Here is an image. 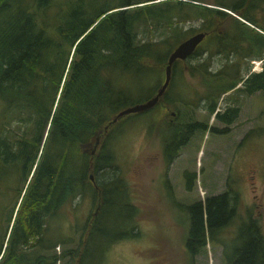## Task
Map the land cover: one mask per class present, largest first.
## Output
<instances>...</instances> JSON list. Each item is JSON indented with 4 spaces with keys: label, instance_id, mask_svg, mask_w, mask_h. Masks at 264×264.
Wrapping results in <instances>:
<instances>
[{
    "label": "trees",
    "instance_id": "16d2710c",
    "mask_svg": "<svg viewBox=\"0 0 264 264\" xmlns=\"http://www.w3.org/2000/svg\"><path fill=\"white\" fill-rule=\"evenodd\" d=\"M52 1L0 0V98L5 106L0 164L15 163L24 178L32 170V188L28 192L26 188L16 210L17 225L13 223L4 246V239L0 244V264L28 263L20 245L41 236L43 214L51 208L56 212L69 193L85 192L89 187L93 196L102 195L96 222L107 204L136 209L129 203L122 177L106 173L114 155L103 148L107 143L103 138L119 118L106 130L103 126L125 107L121 106L125 88L114 77L128 70H149L151 60L164 68L169 52L184 37L178 27L180 19L196 13L203 19L196 31H208L205 37L211 34L188 57L199 54L200 45L208 41L215 44L214 52L226 59L214 70L206 66L209 58L189 65L192 73L201 74L208 112H215L218 96L231 89L245 94L264 89V20L257 16L262 0H214L211 5L204 0H104V4L101 0H64L59 9L49 13ZM151 23L161 34L166 33L164 38L140 37L144 31L140 29ZM243 57L262 59L261 69L249 71L246 61V71L240 75ZM177 61L182 63L179 59L173 63L170 81ZM169 86L157 103L164 100ZM238 109V105L228 103L216 110L215 117L229 124ZM177 117V121L167 123L163 145L167 162L197 130L208 127L199 119L185 121L182 114ZM11 118L26 124L22 135L13 141L6 127ZM97 135L100 140L94 152L84 151L88 143L95 145ZM193 176L187 174L188 188ZM234 199L226 190L187 204L190 224L185 244L191 254L206 243V229L212 237L230 220ZM239 227L245 244L234 250L231 263L264 264V239L256 220L249 216ZM135 234L132 227L118 237Z\"/></svg>",
    "mask_w": 264,
    "mask_h": 264
},
{
    "label": "rangeland",
    "instance_id": "374dc122",
    "mask_svg": "<svg viewBox=\"0 0 264 264\" xmlns=\"http://www.w3.org/2000/svg\"><path fill=\"white\" fill-rule=\"evenodd\" d=\"M204 1L209 5L214 2ZM63 3L64 0H53L48 12L53 13ZM195 14L178 21L184 37L202 27L203 19ZM257 16L264 20L263 0ZM231 24L228 22L227 27ZM142 29V39H161L166 34H161L153 23ZM215 47L213 42L204 41L199 54L187 57L182 63L177 61L164 100L141 113L121 116L104 135L107 143L103 148L114 155L106 173L122 177L129 203L136 209L130 205L107 207V204L96 222L102 195L93 196L89 187L85 192L69 193L57 211L45 217L46 228L41 236L20 245L29 258L27 264H232L234 250L245 244L239 225L249 216L256 220L264 239V89L252 94L231 89L220 94L215 112L228 103L238 105L239 109L231 123L217 120L215 112L210 113L206 108L207 92L201 74L192 73L189 66L206 58H209L208 69L223 66L226 59L214 52ZM246 61L250 63L249 71H259L262 67V59L243 57L240 75L246 71ZM150 65L149 70H128L115 75V82L124 86L126 92L121 106L145 100L162 83L163 65L152 60ZM3 111L5 106L0 98V128ZM181 114L185 121L199 119L208 127L197 130L178 149L174 159L167 162L163 152L167 123L176 118L177 121ZM6 127L8 138L13 141L22 135L26 124L11 118ZM224 127L226 130L221 131ZM92 143L85 145L84 151H90ZM13 170H17L15 163L0 164V244L4 239L3 246L13 223L14 227L17 225L18 219L14 218L24 191L32 188V170L26 178L19 173L13 177ZM189 173H194L190 188L187 187ZM226 190L235 196L233 216L212 237L206 229V243L191 254L185 244L190 224L187 204ZM132 227L135 235L118 237L121 231Z\"/></svg>",
    "mask_w": 264,
    "mask_h": 264
},
{
    "label": "water",
    "instance_id": "95a60500",
    "mask_svg": "<svg viewBox=\"0 0 264 264\" xmlns=\"http://www.w3.org/2000/svg\"><path fill=\"white\" fill-rule=\"evenodd\" d=\"M207 33L208 31L198 30L190 34L189 36L181 39L172 48V50L169 52L167 56L163 68L164 79L160 84V86L158 87V89L156 90V92L141 102L130 104L119 109L114 115H112L108 123L103 126L104 130H106L111 123L115 122L118 118H120L123 115L134 112H142L154 106L162 98V95L169 84L173 63L178 59L185 60L190 54H192ZM99 140L100 137L97 135L93 150L95 149L96 145L99 143ZM90 178H93L92 174H90Z\"/></svg>",
    "mask_w": 264,
    "mask_h": 264
},
{
    "label": "flooded vegetation",
    "instance_id": "af4514ba",
    "mask_svg": "<svg viewBox=\"0 0 264 264\" xmlns=\"http://www.w3.org/2000/svg\"><path fill=\"white\" fill-rule=\"evenodd\" d=\"M179 60H181V59H179ZM182 61H184V60H182ZM90 152H94V150H93V147L90 149ZM17 169V168H16ZM19 169V168H18ZM15 173H19V171L18 170H16V171H14L13 170V172H12V174H13V177H14V175H15ZM31 173H32V171H31ZM20 174V173H19ZM93 176V175H92ZM90 177V176H89ZM92 181H93V183H94V179L93 178H90ZM2 180V179H1ZM94 185H95V183H94ZM4 188H5V185L3 186ZM24 193H25V191H24ZM46 214H43V229H45L46 227H45V217H48V216H51L52 214H54L55 213V210L53 209V208H51V210H48L47 212H45ZM45 227V228H44Z\"/></svg>",
    "mask_w": 264,
    "mask_h": 264
}]
</instances>
